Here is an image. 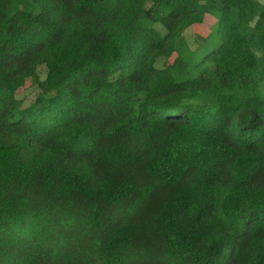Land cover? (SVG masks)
I'll use <instances>...</instances> for the list:
<instances>
[{
    "label": "trees",
    "instance_id": "obj_1",
    "mask_svg": "<svg viewBox=\"0 0 264 264\" xmlns=\"http://www.w3.org/2000/svg\"><path fill=\"white\" fill-rule=\"evenodd\" d=\"M0 264H264V0H0Z\"/></svg>",
    "mask_w": 264,
    "mask_h": 264
},
{
    "label": "rangeland",
    "instance_id": "obj_2",
    "mask_svg": "<svg viewBox=\"0 0 264 264\" xmlns=\"http://www.w3.org/2000/svg\"><path fill=\"white\" fill-rule=\"evenodd\" d=\"M213 23L214 18H212L210 15H207L204 18L202 24L188 27L182 31L181 35L183 36V40L187 41L188 43H191L192 37H194L196 34L205 35L209 31ZM36 92L37 90L34 81L32 79H28L25 87L20 88L17 91V95L19 97H23L26 102H28L34 98Z\"/></svg>",
    "mask_w": 264,
    "mask_h": 264
}]
</instances>
